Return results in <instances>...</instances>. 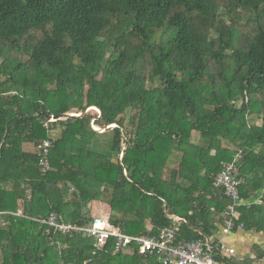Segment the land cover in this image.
Here are the masks:
<instances>
[{"label": "trees", "instance_id": "obj_1", "mask_svg": "<svg viewBox=\"0 0 264 264\" xmlns=\"http://www.w3.org/2000/svg\"><path fill=\"white\" fill-rule=\"evenodd\" d=\"M238 150L239 221L264 234V0H0V264H164L32 218L89 226L99 201L124 233L211 240Z\"/></svg>", "mask_w": 264, "mask_h": 264}, {"label": "built area", "instance_id": "obj_2", "mask_svg": "<svg viewBox=\"0 0 264 264\" xmlns=\"http://www.w3.org/2000/svg\"><path fill=\"white\" fill-rule=\"evenodd\" d=\"M51 121H55V119L50 117L45 122V127ZM54 141L55 139L53 138L45 139L38 145V150L41 154L39 167H41L42 173L50 169L48 155L50 149L54 146ZM240 155L241 150H238L232 161L222 164V169L213 179L214 187H222L225 196L230 199V203L223 213L225 219L224 230L244 228V224L239 221V212L237 210L243 204L248 205L242 203L240 199V187L246 182V177L239 176L236 173L235 160ZM32 219L59 232L76 231L82 233L85 237L94 240V246L97 249H102L112 239L113 254H118L135 246L139 255L146 256L153 253L160 255V259L164 264H225L214 257L215 245L211 240L185 241L179 237L180 240L177 227L163 228L158 236L130 235L124 233L119 227L113 226L109 218H103L102 216L93 217L89 226H78L73 223L61 222L57 219L54 212L46 218Z\"/></svg>", "mask_w": 264, "mask_h": 264}, {"label": "crops", "instance_id": "obj_3", "mask_svg": "<svg viewBox=\"0 0 264 264\" xmlns=\"http://www.w3.org/2000/svg\"><path fill=\"white\" fill-rule=\"evenodd\" d=\"M261 196V195H260ZM99 201H94L93 203H96ZM93 203L91 205V216H96L94 213H100L101 206L99 205L98 208H93ZM102 203V202H100ZM107 206H109L107 204ZM110 207V206H109ZM110 209V208H108ZM107 209V210H108ZM92 212L94 215H92ZM103 212V211H102ZM110 212V211H109ZM100 216V214H99ZM177 219L182 220L181 217H177ZM224 224H219V230L217 234L212 238V243H214L215 248L219 249L222 257H234L235 259L243 260L246 255L250 254L251 258H254V253H251V248L255 245H259L264 250V241L262 240V233L254 232V231H247L244 228L243 229H237L236 231L233 230H224L223 228ZM235 241H239L241 244H243V252H240L237 254L236 249L238 248ZM247 245V246H246ZM228 250V251H227ZM263 262V263H261ZM264 264V260L254 263V264ZM226 264V263H225Z\"/></svg>", "mask_w": 264, "mask_h": 264}, {"label": "rangeland", "instance_id": "obj_4", "mask_svg": "<svg viewBox=\"0 0 264 264\" xmlns=\"http://www.w3.org/2000/svg\"><path fill=\"white\" fill-rule=\"evenodd\" d=\"M92 108V110H94V112H100V111H98V109L97 108H94V107H91ZM260 122V121H259ZM97 128V127H96ZM260 197H259V195H256L255 196V199L256 200H260L259 199ZM99 205L101 206L100 208H101V211H100V213H94V214H96V216H99V214H100V216H102L103 218H109L110 217V209H108V208H110L109 206H107V204H105V203H98V202H96V203H93V207H92V209L95 207V208H98L99 207ZM108 209V210H107ZM103 211V212H102ZM20 213V212H19ZM21 214V213H20ZM93 214V212H92V215H94ZM93 217H95V216H92V218ZM259 236H262V240L264 241V234H261V235H259ZM235 244H236V246L238 247L237 249H236V253L237 254H239L240 252H243L244 251V249H243V244H241L239 241H235L234 242ZM247 246V245H246ZM261 263H263V262H261ZM261 263H259V264H261Z\"/></svg>", "mask_w": 264, "mask_h": 264}, {"label": "water", "instance_id": "obj_5", "mask_svg": "<svg viewBox=\"0 0 264 264\" xmlns=\"http://www.w3.org/2000/svg\"><path fill=\"white\" fill-rule=\"evenodd\" d=\"M82 113H79V114H69L67 116H80ZM54 119H57L58 117H53Z\"/></svg>", "mask_w": 264, "mask_h": 264}, {"label": "bare ground", "instance_id": "obj_6", "mask_svg": "<svg viewBox=\"0 0 264 264\" xmlns=\"http://www.w3.org/2000/svg\"><path fill=\"white\" fill-rule=\"evenodd\" d=\"M95 108V107H94Z\"/></svg>", "mask_w": 264, "mask_h": 264}]
</instances>
